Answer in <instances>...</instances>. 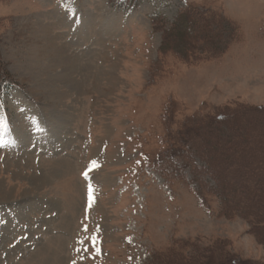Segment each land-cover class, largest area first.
<instances>
[{
    "label": "rangeland",
    "instance_id": "1",
    "mask_svg": "<svg viewBox=\"0 0 264 264\" xmlns=\"http://www.w3.org/2000/svg\"><path fill=\"white\" fill-rule=\"evenodd\" d=\"M187 6L215 20L209 50L183 61L160 52L150 16L161 28ZM40 26L62 55L31 73ZM3 73L14 83L0 94V264H264L250 218L207 192L220 169L234 192L261 184L243 156L264 152V0H138L127 14L109 0H0ZM239 107L235 125L218 119ZM165 117L218 123L196 139L214 147L212 172L193 176L183 157L155 163Z\"/></svg>",
    "mask_w": 264,
    "mask_h": 264
},
{
    "label": "trees",
    "instance_id": "2",
    "mask_svg": "<svg viewBox=\"0 0 264 264\" xmlns=\"http://www.w3.org/2000/svg\"><path fill=\"white\" fill-rule=\"evenodd\" d=\"M109 1H115L118 8L124 13H127L136 5L138 0ZM162 19L163 17L160 14L150 16L153 31H162L160 52L169 51L183 61H190L196 57V52L198 50L205 49L206 52L209 50L207 47V45L210 44L209 37L211 35L209 27L212 23H214L215 20V13L210 9L187 6L186 8L179 11L176 18L170 25L165 26V23H163L161 28H158L156 24L159 22V20L162 21ZM197 47L199 48L197 49ZM1 71L3 72V69H1ZM13 83L14 81H11L7 73L0 74V90L3 88V86H5V84L10 85ZM241 112L243 113L245 111H241L240 107L235 108L230 114H226V112H220L218 113V119L221 121L223 120L222 124L233 126L235 125L234 122L239 120L237 117L241 115ZM255 112L258 114L259 110L256 109L253 110V112H246L248 116L246 115L247 117H244V120L247 122L249 128L254 126L252 116L255 114ZM165 118L162 143L163 145L166 144L167 146L164 149L162 148L160 151H158L155 163L172 159L176 161L177 159L183 157L184 159L188 160L187 164L190 165V171L194 172L193 176L198 174L197 172H200L202 169L203 171L208 170L209 173L212 172L210 166L213 167L216 164V160L214 159L215 157L210 156L214 151V147L208 142L200 145L196 139H199L200 137L202 138V136L208 134L212 125H218V123H209L208 120H203L201 122L200 119H198L199 121L194 122V125L187 128V126H185V122H173L167 124L169 120L168 117ZM173 125L175 128L172 127ZM250 131L255 133L253 130ZM216 132H218V129ZM256 133H258V131ZM245 154L246 155L243 156V164H247L248 168H254V171L263 174V178L262 176L258 177L259 179L257 178V183L260 182L261 184L258 185V187L253 186L250 188L247 187V185V188L245 187L243 190H239V193L234 192L233 186L230 185L232 182L228 181L232 179V173L229 174L228 177L225 175V169H220L218 174L213 172L210 174L211 178L213 179L212 181L215 184L214 186H210L208 185L210 184V181H207V192H209L211 195L215 194L218 195V197L221 196V205L223 206L224 211H226V214L230 215V213L235 212V214L238 213L239 216L243 217L244 219L250 218L252 224L255 226L253 229L261 232L260 234L264 240V152L258 156H254L252 150L247 148ZM194 156L199 157L200 161H203L209 166V168L207 167V169H205L204 166H200L197 162H195L193 160ZM256 164H259L260 167H257L255 170ZM215 167L216 166H214V168ZM252 176L254 175L251 174L250 177L246 178V181H251ZM192 189H194L196 192L198 191L196 186L192 187ZM200 193L203 194L202 192ZM220 248V246L219 248L212 247V250L214 251V249H216L217 252H219ZM229 258L230 256L227 255L222 257L224 262L227 260L226 264L229 263ZM206 264H210L208 260ZM221 264L224 263L221 262Z\"/></svg>",
    "mask_w": 264,
    "mask_h": 264
},
{
    "label": "bare ground",
    "instance_id": "3",
    "mask_svg": "<svg viewBox=\"0 0 264 264\" xmlns=\"http://www.w3.org/2000/svg\"><path fill=\"white\" fill-rule=\"evenodd\" d=\"M92 25H93V23H90V24L88 23V26H87L88 30L90 28L92 29V27H93ZM38 31H39V33L33 39V41H35V42H34L33 47L31 49L32 52L29 55V61H28V65H27V68H28L27 70H30L31 73H33L36 70L37 66H40L38 64L36 65V63H35V60H37L38 58H40L43 61L47 58H50L52 61V60H56L58 58L57 55L59 57H60V55H62V51L58 48V46L56 45V43L54 42V39L52 37H46L45 39H43V37L45 36L46 31H47L46 27L42 28L40 26V28H38ZM42 41H45V43H42ZM36 56H38V57H36ZM43 56L45 58H43ZM62 60L63 61H61V60L60 61L63 63H67L66 64V66H67L66 71H68V69H71V64L69 66L70 59H68V57H62ZM54 63L55 62L52 61L48 65H43V67L46 68V71L52 70L55 68ZM36 73H38V72H36ZM54 76H55V74H54ZM68 78L71 79L70 77H68ZM47 80L49 82H52V80L54 81L52 73L50 76L47 77Z\"/></svg>",
    "mask_w": 264,
    "mask_h": 264
},
{
    "label": "snow or ice",
    "instance_id": "4",
    "mask_svg": "<svg viewBox=\"0 0 264 264\" xmlns=\"http://www.w3.org/2000/svg\"><path fill=\"white\" fill-rule=\"evenodd\" d=\"M93 164H95V162H93ZM89 171H91V169H88V170H86L85 172H83L82 174L85 176V177H87L88 176V173H89ZM88 191H89V200L90 201H92V199H93V197H92V192H93V189H92V187L91 186H89V189H88Z\"/></svg>",
    "mask_w": 264,
    "mask_h": 264
},
{
    "label": "crops",
    "instance_id": "5",
    "mask_svg": "<svg viewBox=\"0 0 264 264\" xmlns=\"http://www.w3.org/2000/svg\"><path fill=\"white\" fill-rule=\"evenodd\" d=\"M63 17L65 18V20H68L67 17H66V15H63Z\"/></svg>",
    "mask_w": 264,
    "mask_h": 264
}]
</instances>
